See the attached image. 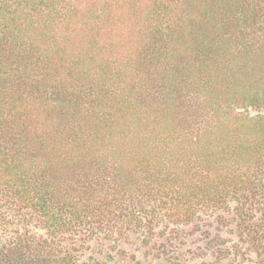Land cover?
I'll list each match as a JSON object with an SVG mask.
<instances>
[{
  "label": "trees",
  "instance_id": "trees-1",
  "mask_svg": "<svg viewBox=\"0 0 264 264\" xmlns=\"http://www.w3.org/2000/svg\"><path fill=\"white\" fill-rule=\"evenodd\" d=\"M230 213L212 264H264V0H0V264Z\"/></svg>",
  "mask_w": 264,
  "mask_h": 264
},
{
  "label": "rangeland",
  "instance_id": "rangeland-1",
  "mask_svg": "<svg viewBox=\"0 0 264 264\" xmlns=\"http://www.w3.org/2000/svg\"><path fill=\"white\" fill-rule=\"evenodd\" d=\"M234 225L233 217L230 213L224 217L215 219L210 217L199 221L197 224H193L184 229L178 239L167 242L165 245H160L159 242L157 247L149 248L142 241L132 239L130 242H121L118 244L92 242L90 248L92 253L97 256H101L102 252L106 254L115 252L116 250H122L127 252L128 255L134 254L138 264H212L214 260L209 258L205 241L216 238L219 235L222 240L218 241L217 246H223V244L232 246L235 243L234 234L231 233ZM99 252L101 253L99 254ZM225 263L253 264L248 257L245 260L239 259L238 262L227 261Z\"/></svg>",
  "mask_w": 264,
  "mask_h": 264
}]
</instances>
